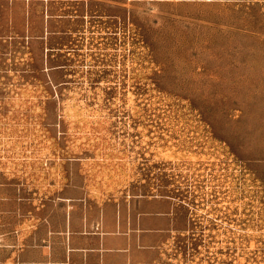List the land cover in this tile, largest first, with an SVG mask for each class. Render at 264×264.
I'll return each instance as SVG.
<instances>
[{
  "label": "rangeland",
  "instance_id": "374dc122",
  "mask_svg": "<svg viewBox=\"0 0 264 264\" xmlns=\"http://www.w3.org/2000/svg\"><path fill=\"white\" fill-rule=\"evenodd\" d=\"M68 212L264 264V0H0V264Z\"/></svg>",
  "mask_w": 264,
  "mask_h": 264
},
{
  "label": "crops",
  "instance_id": "0c3cea01",
  "mask_svg": "<svg viewBox=\"0 0 264 264\" xmlns=\"http://www.w3.org/2000/svg\"><path fill=\"white\" fill-rule=\"evenodd\" d=\"M34 225L30 235L41 237L39 246L46 254L25 253L22 264H137L154 229L135 218L75 217L71 212L63 219L41 218Z\"/></svg>",
  "mask_w": 264,
  "mask_h": 264
}]
</instances>
